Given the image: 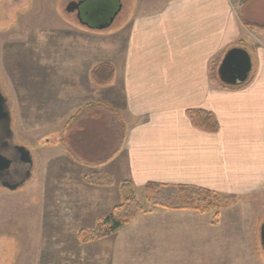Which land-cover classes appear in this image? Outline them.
<instances>
[{
    "label": "crops",
    "instance_id": "1",
    "mask_svg": "<svg viewBox=\"0 0 264 264\" xmlns=\"http://www.w3.org/2000/svg\"><path fill=\"white\" fill-rule=\"evenodd\" d=\"M235 1L148 0L135 6L130 21L118 29L125 32L122 52L95 59L114 67L112 80L103 86L90 79L92 57L42 58L50 64L45 65L50 77L64 81L57 102L44 109L53 107L56 117L48 124L58 127L59 152L72 167L66 173L79 171L84 181L94 173L104 177L99 183L74 178L76 186L49 203L67 232L92 227L118 205L123 180L131 181L136 192L150 182L239 198L264 190V29L248 28L240 20L243 12L249 22L264 24V0ZM246 39L258 51L250 54L254 67L244 81L226 84L217 67L227 50L244 49L240 43ZM45 71L37 76L48 78ZM192 108L214 114L218 130L193 127L186 116ZM206 217L154 209L88 242L104 241L84 254H91L90 264H174L188 261L190 254L194 261L207 255L206 261L211 252L203 250L207 243L200 237L214 227Z\"/></svg>",
    "mask_w": 264,
    "mask_h": 264
},
{
    "label": "rangeland",
    "instance_id": "2",
    "mask_svg": "<svg viewBox=\"0 0 264 264\" xmlns=\"http://www.w3.org/2000/svg\"><path fill=\"white\" fill-rule=\"evenodd\" d=\"M79 1L82 0H0V88L11 113L12 143L26 147L32 158L29 176L21 185L13 190L0 185V264H90L91 254L84 252L100 249V243H104L80 242L78 231L67 232V227H61L63 219L53 216V203H49L59 202L69 192L68 186H76L74 178L83 177L76 170L66 173L72 167L59 152L60 136L54 131L58 127L48 124L56 116L52 106L45 110L44 105L57 102L58 85L64 81L50 77V69L45 66L48 64L42 58L75 55L95 60L122 52L125 32L118 29L130 21L135 6L148 0H110L104 15L99 10L104 0H84L79 8L70 9ZM116 10L111 25L105 26ZM247 40L240 45L249 52L250 72L254 67L252 52L258 51ZM94 62L93 66L98 64ZM43 70L48 72V78L37 76ZM65 179L71 182H63ZM136 195L148 208L143 191L137 190ZM224 209L227 210L223 212ZM224 209L217 216L214 211L204 213L209 217L206 222L214 226L209 236L204 232L200 237L207 243L203 250L209 249L210 257L194 261L190 254L188 261L176 260L174 264H264V190L245 193ZM80 257L84 260L80 261Z\"/></svg>",
    "mask_w": 264,
    "mask_h": 264
},
{
    "label": "trees",
    "instance_id": "3",
    "mask_svg": "<svg viewBox=\"0 0 264 264\" xmlns=\"http://www.w3.org/2000/svg\"><path fill=\"white\" fill-rule=\"evenodd\" d=\"M247 1L242 0V4H246ZM240 20L248 28L264 29V24L257 25L249 22L243 12L240 15ZM89 76L95 85H106L114 76V67L110 62H99L91 68ZM186 116L196 129L209 133L218 130V121L214 114L209 111L195 108L187 109ZM117 127L119 129V126ZM101 180H104V177L95 173L85 177L86 182L99 183ZM107 181L110 183L111 179ZM119 190L121 201L118 205L114 206L107 215L97 218L92 228L78 230L77 238L80 242L87 243L108 237L117 229L129 224L137 215L151 212L154 209L191 210L200 213L214 211V216H217L219 210L228 207L238 199L236 195L220 194L192 185L150 182L142 187L144 198L148 204V208H145L137 198L136 186L131 181H121Z\"/></svg>",
    "mask_w": 264,
    "mask_h": 264
},
{
    "label": "water",
    "instance_id": "4",
    "mask_svg": "<svg viewBox=\"0 0 264 264\" xmlns=\"http://www.w3.org/2000/svg\"><path fill=\"white\" fill-rule=\"evenodd\" d=\"M84 0L79 1L74 4L73 7H80ZM112 1L104 0L103 5L101 6L100 14L104 15L108 13L109 7L111 6ZM119 10V9H118ZM118 10L114 11L111 15L112 18L105 24V26L110 25L114 16L118 13ZM102 26L101 28H103ZM249 54L242 49L241 47H232L224 53L217 69L218 75L223 79V81H227L231 84H236L238 82L244 81L249 73ZM11 115L7 102V98L5 97L3 91L0 88V175L4 172L8 171L10 165L12 163V157H7L1 152V147L9 145V139H13V132L10 126ZM4 133L5 136H1V133ZM15 152L20 154V160L23 163H27L28 165L32 164V158L29 150L21 145L14 144L12 146ZM29 176H26V178ZM26 178L18 183H10L5 179L0 181L1 186L7 188L9 190L15 189L17 186L21 185ZM261 238H262V247L264 249V222L261 225Z\"/></svg>",
    "mask_w": 264,
    "mask_h": 264
},
{
    "label": "flooded vegetation",
    "instance_id": "5",
    "mask_svg": "<svg viewBox=\"0 0 264 264\" xmlns=\"http://www.w3.org/2000/svg\"><path fill=\"white\" fill-rule=\"evenodd\" d=\"M1 136L3 137L5 136V134L2 132ZM13 145L14 144L12 143V139H9V145L1 147V152L5 156L10 158L12 157V163L10 165L9 170L0 175V181L2 179H5L10 183H18L26 178L30 170V165H28L27 163H23L20 160L21 156L19 153L13 150Z\"/></svg>",
    "mask_w": 264,
    "mask_h": 264
}]
</instances>
